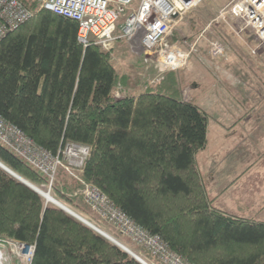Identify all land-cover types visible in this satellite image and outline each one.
Wrapping results in <instances>:
<instances>
[{"label":"trees","instance_id":"1","mask_svg":"<svg viewBox=\"0 0 264 264\" xmlns=\"http://www.w3.org/2000/svg\"><path fill=\"white\" fill-rule=\"evenodd\" d=\"M21 1L34 14L0 42V116L54 154L67 142L90 146L82 178L190 262L264 264V220L212 205L196 157L210 115L180 95L174 75L127 91L110 51L84 45L76 20ZM0 162L38 186L49 183L1 144ZM61 184L65 191L52 184L57 200L95 214L75 196L78 183ZM0 238L33 245L32 264H142L1 167Z\"/></svg>","mask_w":264,"mask_h":264},{"label":"rangeland","instance_id":"2","mask_svg":"<svg viewBox=\"0 0 264 264\" xmlns=\"http://www.w3.org/2000/svg\"><path fill=\"white\" fill-rule=\"evenodd\" d=\"M231 1L205 0L199 7L176 21L167 41L169 45L189 53L183 68L162 71L153 55L147 59L143 52L133 50L131 44L122 39L115 43L110 53L118 74L127 77L129 81L127 87L136 88L134 92L143 90L147 85L158 84L171 73L179 85L180 95L183 98L191 100L194 94L204 97L205 100L209 98L211 105L207 107V111L211 114V119L232 120L229 125L236 120L250 121L252 119L254 128L262 125V132L254 135L249 132L250 134H244V136H239L244 130L242 128L240 130L237 128L236 132L234 127L227 129L228 135L221 133L225 129L217 131L218 128L217 132L210 135V148L204 152L201 150L202 152L200 151L196 157L202 181L210 199H213V206L240 217L264 220V51L255 53L252 48L254 43L248 44L247 41L238 38L228 24L218 19L220 11ZM123 20L122 17L120 22L122 23ZM244 39H246L245 36ZM209 40L210 42L221 41L225 52L218 57H212L209 53L211 49ZM202 82L204 87L199 88ZM195 84L198 85L196 89ZM229 84L236 90L225 88ZM230 114H233L232 119ZM237 123L238 126H243ZM213 125L212 123L211 126ZM81 175L82 171L72 174L64 166L59 167L54 177L56 186L65 191L61 179L67 177L72 183L74 181L78 183L81 188V183L85 181ZM34 185L50 191L54 197L53 187L49 183L41 186ZM80 188L78 187L77 191ZM44 200L46 204L51 203L45 198ZM86 206L91 210L88 205ZM67 207L91 221H94L93 217L97 215L96 213L95 216L87 215L77 208ZM104 222L98 220L96 223L99 226H96L103 230L106 228ZM106 232L109 233V230ZM114 235H119L126 240L117 230L112 236L115 237ZM115 238L120 241L119 238ZM9 240L14 239L0 238V244L4 242L7 244ZM130 244L134 250L124 245L149 264H158L155 259L149 258L142 248L132 242ZM7 248L5 250L8 251V257L12 252L14 262L18 261L15 247L14 250H10L9 246ZM2 254L5 256L4 253ZM2 254L0 252V256ZM0 259L4 262V257L1 256Z\"/></svg>","mask_w":264,"mask_h":264},{"label":"built area","instance_id":"3","mask_svg":"<svg viewBox=\"0 0 264 264\" xmlns=\"http://www.w3.org/2000/svg\"><path fill=\"white\" fill-rule=\"evenodd\" d=\"M205 0H36L38 9L77 21L79 40L87 45L91 41L105 50L113 49L118 40L128 41L132 49L143 52L148 59L153 55L162 71H175L186 64L189 53L169 45L167 38L177 20L199 7ZM34 10L21 0H0V42L6 35L30 19ZM123 17V22L120 19ZM218 19L228 24L238 38L252 45L253 51H264V0H232L219 13ZM217 19V20H218ZM244 36L246 39H244ZM212 57L225 51L219 40H209ZM0 143L32 169L46 175L52 186L56 170L65 167L72 174L83 171L91 153L88 145L65 143L57 154L38 146L18 126L0 116ZM75 196H81L86 205L99 218L117 229L134 244L151 254L158 264H194L176 254L161 240L135 223L115 206L102 191L86 181ZM0 244L6 264H31L34 246L16 240ZM14 250V262L8 251ZM3 248V249H2ZM8 249V248H7ZM0 256V258H1ZM0 259V264H5Z\"/></svg>","mask_w":264,"mask_h":264},{"label":"crops","instance_id":"4","mask_svg":"<svg viewBox=\"0 0 264 264\" xmlns=\"http://www.w3.org/2000/svg\"><path fill=\"white\" fill-rule=\"evenodd\" d=\"M122 40H124V39H122ZM119 41H121V40H118L117 42H119ZM202 80V79H201ZM196 86H198V85H196L195 84V89H196ZM126 87H127V85H126ZM133 87V86H132ZM204 87V85H203V82H202V85L199 87V88H203ZM218 87H219V85H218ZM225 88H227V89H229V90H233L234 89V86H231V84H229L228 86H225ZM124 89H126L127 91H130V92H132L131 91V88L130 87H127V88H124ZM236 89H234L233 91H235ZM196 94H198V93H196ZM210 96V95H209ZM193 99L192 100H194L195 101V103L196 104H198L205 112H207L209 115H211L207 110H208V106L209 105H211L210 104V100H209V98H208V100L206 99L205 100V98L204 97H202V96H199V95H193V97H192ZM212 98V97H211ZM242 109V108H241ZM235 110H237V109H235ZM230 113H232V111H229ZM231 115V118L230 119H232L233 118V114H230ZM241 118V117H240ZM239 118V119H240ZM252 120V119H251ZM249 121V120H247V121H241V119H240V121H238V120H236V122L235 121H233V123H231L230 125H229V123L232 121V120H222L221 121V119L220 120H218V119H214V118H210V121H209V126H208V142H207V145H206V147L203 149V152L205 151V150H208L209 148H210V145H211V140H210V135H211V133H214V132H217V131H220V130H223V129H225V131L224 132H221L222 134H227L228 135V131H226L227 129H230V128H232V127H234L235 128V131L234 132H236L237 131V128H239V130H240V128H242V129H244V130H242V133L239 135V136H244V134H250L251 133V135H254V134H258V133H260V132H262L263 131V129H262V125H260V127H256V128H254V124H252V121ZM237 122H239L240 124H242L243 126H238L237 124ZM242 122H244V123H242ZM212 123L214 124L213 126H211L212 125ZM237 123V124H236ZM251 124V125H250ZM257 125V124H256ZM264 125V124H263ZM258 126V125H257ZM219 128V129H218ZM221 128V129H220ZM218 129V130H217ZM217 130V131H216ZM250 132V133H249ZM222 134H219V135H222ZM261 135H262V133H261ZM245 138L246 137H244V140H245ZM246 141H247V138H246ZM208 147V148H207ZM211 150H214V149H211ZM202 152V151H201ZM104 224H105V229L108 231L109 230V232H116V229L115 228H113V226H110L109 224H107V223H105L104 222ZM124 238H126L127 240H129L127 237H124ZM130 241V240H129ZM142 253H143V251H142Z\"/></svg>","mask_w":264,"mask_h":264},{"label":"water","instance_id":"5","mask_svg":"<svg viewBox=\"0 0 264 264\" xmlns=\"http://www.w3.org/2000/svg\"><path fill=\"white\" fill-rule=\"evenodd\" d=\"M0 167L2 169H4L6 172H8L10 175H12L14 178H16L18 181H20L21 183L25 184L26 186L30 187L32 190H34L35 192L39 193L40 195H42L47 202H51L54 205L60 207L61 209H63L64 211H66L67 213H69L70 215H72L73 217H75L76 219H78L79 221L83 222L84 224H86L87 226H89L90 228H92L93 230H95L96 232H98L100 235L104 236L105 238H107L108 240H110L111 242H113L114 244H116L117 246L121 247L122 249H124L127 253H129L130 255H132L135 259H137L140 263L142 264H149L146 260H144L142 257H140L139 255H137L135 252H133L131 249H129L127 246H125L124 244H122L120 241H118L115 237H113L112 235H110L109 233L103 231L102 229H100L99 227H97L96 225H94L93 223H91L89 220L85 219L84 217H82L81 215L77 214L76 212H74L73 210L69 209L65 204H63L62 202H60L59 200L55 199L54 197H50L51 200H48L43 191L38 188L37 186H35L34 184H32L31 182H29L28 180L24 179L23 177H21L20 175H18L16 172H14L13 170H11L10 168H8L7 166H5L3 163L0 162Z\"/></svg>","mask_w":264,"mask_h":264},{"label":"bare ground","instance_id":"6","mask_svg":"<svg viewBox=\"0 0 264 264\" xmlns=\"http://www.w3.org/2000/svg\"><path fill=\"white\" fill-rule=\"evenodd\" d=\"M42 191H43V193H44V195H45V197L48 199V200H51V198L50 197H52V195H51V193H50V191H47V190H43V189H41ZM160 238H161V240L165 243V241L162 239V237L160 236ZM166 244V243H165ZM171 250V249H170ZM174 252V251H173ZM176 254H179V253H177V252H175ZM181 257H183L181 254H179ZM184 258V257H183ZM186 261H189V260H187L186 258H184Z\"/></svg>","mask_w":264,"mask_h":264}]
</instances>
